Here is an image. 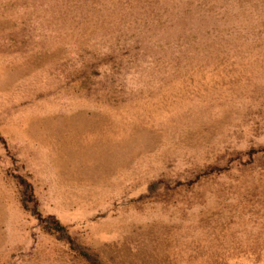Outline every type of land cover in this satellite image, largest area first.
Segmentation results:
<instances>
[{
  "label": "rangeland",
  "instance_id": "1",
  "mask_svg": "<svg viewBox=\"0 0 264 264\" xmlns=\"http://www.w3.org/2000/svg\"><path fill=\"white\" fill-rule=\"evenodd\" d=\"M0 264H264V0H0Z\"/></svg>",
  "mask_w": 264,
  "mask_h": 264
}]
</instances>
